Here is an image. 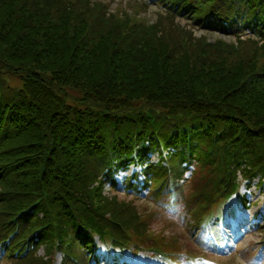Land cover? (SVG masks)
Here are the masks:
<instances>
[{"label":"trees","instance_id":"16d2710c","mask_svg":"<svg viewBox=\"0 0 264 264\" xmlns=\"http://www.w3.org/2000/svg\"><path fill=\"white\" fill-rule=\"evenodd\" d=\"M159 1L165 15L147 25L91 0H0L6 264H53L55 251L61 264H87L97 240L114 261L146 244L174 246L149 236L155 212L141 217L135 200L103 194L117 192L113 171L127 163L145 167L152 196L166 203L178 192L206 226L240 185L264 178V45L211 44L174 24L184 16L194 28L264 40V0ZM151 151L156 166L145 163Z\"/></svg>","mask_w":264,"mask_h":264},{"label":"rangeland","instance_id":"374dc122","mask_svg":"<svg viewBox=\"0 0 264 264\" xmlns=\"http://www.w3.org/2000/svg\"><path fill=\"white\" fill-rule=\"evenodd\" d=\"M106 1L107 3H109L110 0H103ZM93 3H97V4H102V1L99 0H92ZM106 3V4H107ZM135 5V1L133 0H117L115 2H112V4H110L109 6V11L111 13H118L119 10L122 8V10L126 9L127 13L130 14L132 13V15L135 13V11L131 10V8H129V6L131 5ZM158 8H156L155 6H150L149 9H145V12L141 11L138 15L139 19H143L146 22H148L149 24L155 23L157 22L158 18L162 15V12L159 13ZM178 26H183L185 27L187 30L192 31L194 34V37L197 38H201L204 37L206 38V40L211 43L214 44L216 41H224L227 44H233L235 42H237V40L234 37L231 36H227L224 35L222 33H218V32H208V31H204V30H200L198 28H193L189 21H185L183 19L180 20H176V22L174 23ZM249 39V41H257L256 38L252 35H245L243 37L242 40H246ZM260 43V42H259ZM262 44V43H260ZM264 45V44H263ZM11 84L12 85H17L18 82L15 80H11ZM151 160V163L155 164L158 160L156 153H152L149 154L148 156ZM127 170L123 171V170H119L116 172V182L120 183L121 181H123L124 178H129L131 177L135 172H139V168L133 166V165H128L127 166ZM187 176H189V173L187 174ZM256 183V181H255ZM264 192V186L263 188L258 187L256 190L252 187L251 190L247 191L245 194H247V197L249 198V200L252 203H256L255 205L250 206L247 211L245 212V215L247 217H250L252 214H254L256 211L260 210L262 212V215H264V200L262 195L259 193L260 191ZM244 193V190L242 191ZM251 193V196L249 195ZM104 194L107 196L112 197L113 193L109 191L108 187L106 186L104 188ZM118 199L119 200H126V201H130V197H125L123 193L118 194ZM144 199V197H143ZM146 200V199H145ZM148 203V205L146 204V202H144V200L139 201L136 200L135 201V205L137 208V211L139 213V215L141 217H146L147 214H149V212L151 210H155L156 208L153 206L152 201H148L146 200ZM258 203V204H257ZM150 207V208H149ZM157 211V210H155ZM160 213H162L160 210H158ZM160 215V214H159ZM178 222L175 223V220L173 221V219L169 218L167 215H163L162 216H158L152 220L149 221V223H147L148 226V231L153 233V235L157 236L160 232L162 233L163 236H167V240L169 238H171L170 240H168L167 244L171 245L172 240L174 241L175 239H178V245H186L189 244L191 242H195L199 235H195L193 236L192 234L190 235V233H187L184 229H185V222L181 221V220H177ZM166 226L168 228H166ZM260 229L257 228H253L250 230V232L244 237L242 238L240 241H238L235 245V253L241 256L242 260H239L238 257L233 254L231 255L230 261L228 262V260L226 259H214L217 262L224 264H259V258L258 255L260 253V251H262V239H264V236L262 233L259 232ZM179 237V238H178ZM184 238H186V240H184ZM249 251V252H248ZM99 253V252H98ZM39 255H42V250H40L38 252ZM54 257V256H53ZM143 257V256H142ZM150 255L148 256H144L143 258H149ZM54 259H56L54 257ZM60 262V256L58 255L57 257V263ZM4 264V263H2Z\"/></svg>","mask_w":264,"mask_h":264}]
</instances>
